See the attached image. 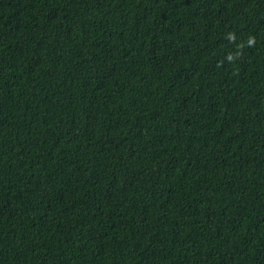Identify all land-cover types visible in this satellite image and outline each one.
<instances>
[{
	"label": "trees",
	"instance_id": "obj_1",
	"mask_svg": "<svg viewBox=\"0 0 264 264\" xmlns=\"http://www.w3.org/2000/svg\"><path fill=\"white\" fill-rule=\"evenodd\" d=\"M0 264H264V0H0Z\"/></svg>",
	"mask_w": 264,
	"mask_h": 264
}]
</instances>
